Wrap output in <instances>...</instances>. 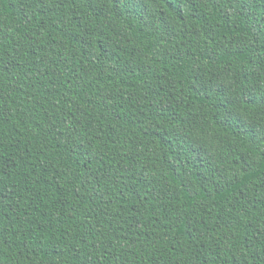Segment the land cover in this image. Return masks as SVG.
<instances>
[{
	"label": "trees",
	"instance_id": "trees-1",
	"mask_svg": "<svg viewBox=\"0 0 264 264\" xmlns=\"http://www.w3.org/2000/svg\"><path fill=\"white\" fill-rule=\"evenodd\" d=\"M249 98L264 0H0V264H264Z\"/></svg>",
	"mask_w": 264,
	"mask_h": 264
},
{
	"label": "snow or ice",
	"instance_id": "snow-or-ice-1",
	"mask_svg": "<svg viewBox=\"0 0 264 264\" xmlns=\"http://www.w3.org/2000/svg\"><path fill=\"white\" fill-rule=\"evenodd\" d=\"M247 104H256L257 107H260V104H264V100L257 103L253 98H249L246 101V105ZM260 110L264 112V108H261ZM239 113L240 110L238 108L229 109L227 115L225 116V122L229 123V126H236L238 121L242 123Z\"/></svg>",
	"mask_w": 264,
	"mask_h": 264
}]
</instances>
